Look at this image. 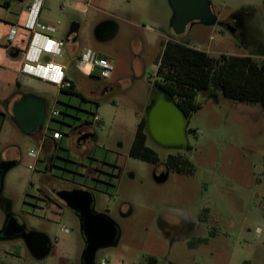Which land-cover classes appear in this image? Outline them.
I'll list each match as a JSON object with an SVG mask.
<instances>
[{"label": "rangeland", "instance_id": "rangeland-1", "mask_svg": "<svg viewBox=\"0 0 264 264\" xmlns=\"http://www.w3.org/2000/svg\"><path fill=\"white\" fill-rule=\"evenodd\" d=\"M48 1L53 24L63 29L61 37L70 27H79L73 57L88 49L114 68L110 77L95 73L93 80L72 56L47 54L62 68L72 62L70 78L87 100L83 102L29 75L18 76L16 84L11 71L0 67V162H15L4 176L0 203L52 243L50 254L35 260L19 242H0V264H81L85 243L76 217L64 207L52 215L37 200L49 182L60 188L85 187L95 213L119 229L117 246L98 251L96 264H138L145 256L156 257L159 264H264V233L257 234L264 227V113L258 104L223 97L216 103L198 94L200 109L188 118L190 150L160 148L148 139L146 145L158 156L156 164L129 156L158 79L153 60L160 54V42L186 41L213 57H264V0H210L219 23L237 21L234 31L193 23L181 36L170 29L168 0H95L97 12H79L73 21L68 10L59 9L62 0ZM105 22L118 30L101 42L94 30ZM23 95L44 102L46 119L52 109L60 113L38 137L23 134L12 120V101ZM95 114L100 122H93ZM54 130L62 134L56 148L50 138ZM86 130L96 139L80 144ZM169 156L188 159L192 174L169 172ZM166 171V181L156 183L153 175ZM202 208L210 210L202 228L214 236L191 249L186 242L190 219L182 220L176 210L197 214ZM3 219L0 208V226Z\"/></svg>", "mask_w": 264, "mask_h": 264}, {"label": "water", "instance_id": "water-1", "mask_svg": "<svg viewBox=\"0 0 264 264\" xmlns=\"http://www.w3.org/2000/svg\"><path fill=\"white\" fill-rule=\"evenodd\" d=\"M171 10L170 29L175 36L184 34L186 27L198 23L202 26H221L212 11L210 0H168ZM78 26L71 29L64 38L65 43L77 40ZM116 33V25L105 22L96 27L94 36L98 41H106ZM46 108L44 102L32 95H23L12 108V120L25 135L39 136L44 127ZM148 136L155 144L164 149L187 150L188 118L176 105L174 99L164 92H156L145 115ZM80 144H83L81 140ZM15 166L14 161L0 162V194L5 174ZM166 171L153 175L156 183H163L168 178ZM56 196L73 211L78 218L79 228L84 237L85 247L81 255V264H96L98 251L116 247L120 231L107 216L95 213L94 199L91 193L82 190L60 191ZM44 237L41 247L35 243V237ZM21 239L36 260H42L50 254L51 244L47 236L23 231L7 204L4 208V220L0 229V242Z\"/></svg>", "mask_w": 264, "mask_h": 264}, {"label": "trees", "instance_id": "trees-1", "mask_svg": "<svg viewBox=\"0 0 264 264\" xmlns=\"http://www.w3.org/2000/svg\"><path fill=\"white\" fill-rule=\"evenodd\" d=\"M160 43L161 51L154 61L158 79L154 81L153 88L171 96L187 118L200 109L196 102L198 94H203L216 103L223 97L240 103L258 104L264 113V59L226 55L212 57L188 47L186 41L167 40ZM90 78L96 80L94 76ZM60 92L87 102L76 91L73 82H69L68 87ZM148 138L144 117L137 125L129 156L156 164L158 156L146 145ZM52 143L56 148L57 144ZM166 165L167 170L172 173L192 174L193 171L191 162L184 157L169 156ZM209 214V209L202 208L198 212V220L206 223ZM205 243L206 240L200 239L188 246L195 248ZM138 264H159V261L154 256H145ZM165 264L176 263L167 261ZM242 264L250 262L244 261Z\"/></svg>", "mask_w": 264, "mask_h": 264}, {"label": "crops", "instance_id": "crops-1", "mask_svg": "<svg viewBox=\"0 0 264 264\" xmlns=\"http://www.w3.org/2000/svg\"><path fill=\"white\" fill-rule=\"evenodd\" d=\"M62 1L63 2L59 6V9L64 12L68 10L69 14H67L66 16L67 18L72 19V21L75 19V15L79 14V12L83 15H86L91 10L95 12L98 11L97 6L95 5V0H88L87 4L84 3L83 0H62ZM33 2L34 0H0V67L4 70L11 71L12 77L14 78L13 81L16 84L20 83L18 81V76H26L27 74L21 72L22 66L24 64V61L22 60L23 58H21L19 61L18 60L14 61L12 58L9 57V50L12 49L20 52L21 54L24 53L28 49L30 42L32 40V36L35 33L45 36L50 41H54L60 44L59 49L61 50V55L58 56L59 58L64 57L66 55L72 56V61L74 62V60L78 61L80 57V54L77 55L76 57H73V54L76 51V47L73 44H75L76 42L74 43L64 42V38L67 35V33L74 28L73 22L71 24L73 27H70L68 32L63 37H61V33L59 32H62L63 29L58 28L59 23L57 25L53 24V20L51 17V13H52L51 8H53V5L49 3V1L47 2V0H42L41 6L38 11L36 23L40 26L52 29L53 32H46V31L42 32L39 29L29 31L28 29H26L25 25L28 17L27 8ZM4 3L6 5H3ZM44 9H46V12L45 11L43 12ZM243 10L245 13H249V11H251L250 8H243ZM117 30L118 27L116 26V32ZM78 32H79V28H78ZM249 57L255 59H264V57L259 58L257 56H251V55ZM155 59L156 58H154L153 63ZM45 62H51V60H49L47 54L46 56L42 54V63ZM63 66H64L63 72L66 78L65 80L68 82H72L70 78V74L74 73L72 62L70 64H66ZM18 98L16 100L13 99L14 101L12 102L15 103L18 100ZM219 101H221V99H219ZM56 131L57 130H54L52 134L55 133ZM51 141L55 143L57 142V141H53L52 138ZM176 211L182 220L190 219V224L192 228L188 232V236L186 238L187 245L189 243H192L200 239L206 240L205 244H207L210 238V237L208 238L209 232L207 235L205 234L202 228V223L198 220L197 217L198 213L192 214L184 210H176ZM198 247L191 249L197 250Z\"/></svg>", "mask_w": 264, "mask_h": 264}, {"label": "built area", "instance_id": "built-area-1", "mask_svg": "<svg viewBox=\"0 0 264 264\" xmlns=\"http://www.w3.org/2000/svg\"><path fill=\"white\" fill-rule=\"evenodd\" d=\"M84 3H88V0H83ZM42 0H34V2L27 8L28 17L26 21V29L33 31L39 29L42 32H53L52 29L40 26L36 23L37 15L39 8L41 6ZM211 41H214L211 39ZM57 42L50 41L47 37L33 34L30 45L24 55V64L22 66L21 72L48 82L50 84L56 85L60 90L68 87L69 82L65 80L63 68L58 65H54L52 62L42 63V54L50 55H61V50L59 49ZM77 65L82 69L83 73H86L89 77L94 76L95 73H100V78L105 79L110 77L113 71V64L111 62L98 60L94 53L91 50H86L82 53L77 61ZM59 112L52 109L49 115V118L44 121V129H47L49 126V121L58 118ZM93 122H100L101 119L96 114L93 116ZM53 141H59L62 138V134L59 131H56L51 136ZM31 158H37V155L33 151L29 152ZM31 170L32 167L29 166ZM264 233L263 229H258L257 234L260 235ZM100 264H106L102 261Z\"/></svg>", "mask_w": 264, "mask_h": 264}, {"label": "flooded vegetation", "instance_id": "flooded-vegetation-1", "mask_svg": "<svg viewBox=\"0 0 264 264\" xmlns=\"http://www.w3.org/2000/svg\"><path fill=\"white\" fill-rule=\"evenodd\" d=\"M237 25V21L236 20H233L231 19L230 22L228 24H221V27L224 28V29H227V30H230V31H234L233 27H235ZM27 51V50H26ZM26 51L24 53H20L16 50H12L10 49L9 50V57L12 58L14 61H19L21 58L24 59V55L26 53ZM22 59V60H23ZM65 76V75H64ZM66 79V78H65ZM156 92H159V90H156V88H153L152 90V95H151V101L152 99L154 98V96L156 95ZM22 97V96H21ZM19 97L18 100L21 98ZM150 101V102H151ZM44 129V128H43ZM42 129V131H43ZM147 130V129H146ZM82 140H83V144H85L86 141L88 140H93L95 141V136L94 134L91 132V130H86V131H83L82 132ZM148 134V133H147ZM148 139H151L150 137ZM151 141L153 142V140L151 139ZM154 143V142H153ZM155 144V143H154ZM157 147H159L157 144H155ZM189 147V146H188ZM188 147H187V150H188ZM161 148V147H160ZM187 150H184V149H181V150H178V151H184V152H187ZM47 184V183H46ZM45 189H41L38 191V196H37V200L38 202H40L42 205H43V208L46 209L50 214H56L62 207L70 210L66 205L65 203L59 199L57 196H56V193L57 192H60V191H72V190H82V191H86V192H89V190H87L85 187H72V188H60L58 187L57 185H55L54 183H48L47 185H45ZM39 204L36 203L35 204V208L38 206ZM0 208H1V211L4 212V208H5V205L1 204L0 203ZM42 207V206H40ZM71 211V210H70ZM73 213V215L76 217V219L78 220L77 218V215L71 211ZM4 220V219H3ZM18 222V224L20 226L23 227V231L26 233V234H29V233H34V234H42L44 236H46V234H44V232L42 231H37L36 228L32 227L31 225H29L26 221H24L23 219H20V220H16ZM79 222V221H78ZM3 224V223H2ZM2 224L0 226V229L2 227ZM65 232H68V230H64ZM43 239L44 237H35V243L37 244L38 247H41L42 245V242H43ZM84 239V238H83ZM11 241H17L19 242L26 250V252L29 254V252L27 251L23 241L21 239H15V240H11ZM51 244V249H52V243L50 242ZM18 249H15V252H17ZM51 252V250H50ZM17 254V253H16ZM18 255H19V252H18ZM30 255V254H29ZM31 256V255H30ZM36 260V259H35Z\"/></svg>", "mask_w": 264, "mask_h": 264}]
</instances>
